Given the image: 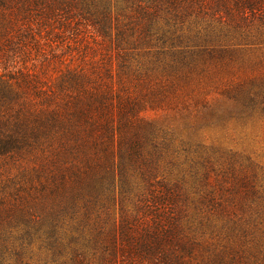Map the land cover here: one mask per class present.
Instances as JSON below:
<instances>
[{
    "label": "rangeland",
    "instance_id": "obj_1",
    "mask_svg": "<svg viewBox=\"0 0 264 264\" xmlns=\"http://www.w3.org/2000/svg\"><path fill=\"white\" fill-rule=\"evenodd\" d=\"M13 2L0 8V75L15 71V60L44 70L47 81L65 68L95 71L101 85L131 92L140 116L161 127L157 178L180 187L192 241L178 264H264V15L214 6L167 13L153 20L152 36L138 38L128 30L132 14L111 7L109 40L96 26L103 0L83 10L61 0L49 14L33 0L18 9ZM121 55L127 67L118 70ZM32 165L0 157V196L26 195L23 171ZM20 235L2 264H51L42 237Z\"/></svg>",
    "mask_w": 264,
    "mask_h": 264
},
{
    "label": "trees",
    "instance_id": "obj_2",
    "mask_svg": "<svg viewBox=\"0 0 264 264\" xmlns=\"http://www.w3.org/2000/svg\"><path fill=\"white\" fill-rule=\"evenodd\" d=\"M9 1L0 0V8ZM37 1L49 14L61 0ZM62 1L70 9L94 5ZM103 1V22L96 26L109 40L111 7L132 14L128 30L141 32L138 38L152 36L153 20L167 13L176 17L214 6L229 15H264V0ZM29 2L13 3L18 9ZM121 26L116 36L126 41ZM119 57L117 68L125 69ZM15 61V71L0 75V157H28L33 165L23 171L26 195L0 196V264L16 233L42 237L51 264H178L183 253L190 254L184 198L176 183L157 178L161 127L140 116L143 105L123 86L98 83L95 71L65 68L47 81L44 70Z\"/></svg>",
    "mask_w": 264,
    "mask_h": 264
}]
</instances>
